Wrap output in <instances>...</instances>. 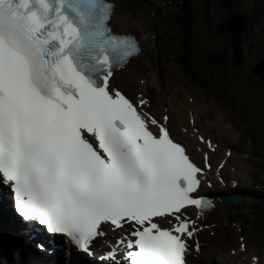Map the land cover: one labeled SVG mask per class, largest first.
<instances>
[{"label":"snow or ice","instance_id":"1","mask_svg":"<svg viewBox=\"0 0 264 264\" xmlns=\"http://www.w3.org/2000/svg\"><path fill=\"white\" fill-rule=\"evenodd\" d=\"M112 7L0 0V182L25 221L88 255L109 224L131 231L102 261L120 264L123 245L126 264H186L185 237L197 229L182 210L206 206L192 195L202 169L166 127L154 134L149 121L158 122L110 87L114 70L139 51L112 34Z\"/></svg>","mask_w":264,"mask_h":264},{"label":"rangeland","instance_id":"2","mask_svg":"<svg viewBox=\"0 0 264 264\" xmlns=\"http://www.w3.org/2000/svg\"><path fill=\"white\" fill-rule=\"evenodd\" d=\"M117 1L118 5H120L123 9H125L126 4H131L133 7H135L136 11H133L134 13H139V15L142 18H147V22H142L141 24H144V26L153 23L154 27L153 30L147 34L145 33L142 35L144 38L146 35H152L153 33H159L160 31H164L165 34L158 38L157 42L164 41L169 50L175 51L176 47H179L178 44H174L173 36L170 34V31L177 34L178 37L181 34L179 30L174 28L173 20L178 19V14L175 13V1L172 0H115ZM218 0H212V8H213V21L207 28H203L204 25H202V20L197 18L195 15H193V23L192 26L194 28V34L197 38L201 37L203 38V41L201 45L195 47L192 46L194 49L202 50L203 55H199L196 58L197 63L203 66L209 67V59L214 61V58L216 55H214V51H212L210 54L208 53V50H215L217 52H221L224 47L227 48V52L230 49L229 43L227 41L226 44H224L221 40H228L229 38L225 36H219L217 37L216 30L219 28L220 22L222 19L227 18V11L220 8L218 5ZM194 9L197 11V5H193ZM252 8H255L257 12L260 15H255V20L251 24V27L248 29L246 36L243 39V43L241 46V52L240 54V62L241 66L239 69L231 68L228 64H226L228 56H224L223 64L220 67V63H217L219 68L217 67L218 71L211 73L214 83H211V87H209V91L206 89V92H208V95H210V98L217 97L219 102L222 104L223 107L229 108L231 112H233L237 117L241 116L245 111H248L250 109L248 108H241V105H253L252 102H254V117L259 118V112L263 110L262 107V97L264 96V78H259L257 75H255L252 71V68H255L256 66L260 65L264 60V0H240L238 1V5L232 10V13H236L239 17L241 15L245 16H251L250 14L253 12ZM231 13V14H232ZM126 17V15H124ZM242 17V16H241ZM192 18V17H190ZM195 20V21H194ZM244 27L245 30L246 26H248L251 21H247L244 19ZM125 24V23H124ZM132 24V23H131ZM134 24V23H133ZM226 24V23H225ZM198 28V30L196 29ZM200 29H202V32L200 33ZM243 30L241 31V33ZM240 33V34H241ZM147 37V39H151V37ZM205 36V37H203ZM167 38V39H166ZM214 38L216 40H214ZM219 38V39H218ZM221 39V40H220ZM179 42H181V39H178ZM146 47L149 46L150 49H154L153 42L146 41ZM193 45V43H189L188 46ZM158 51L161 50L159 47V44H157ZM230 54V51L229 53ZM161 59L164 57V52H160ZM193 54H191L192 56ZM213 55V56H212ZM177 57V56H175ZM175 57H168L167 60L174 59ZM229 60V59H228ZM161 63V61H159ZM209 62V63H208ZM166 66V63H165ZM175 67H177L175 65ZM206 67V69H208ZM216 67V66H215ZM220 69V71H219ZM211 70V69H209ZM209 70H206L208 72ZM192 72V71H190ZM215 72L219 74V78L215 79ZM135 74V72L132 73V75ZM221 75V76H220ZM182 83V82H181ZM164 88L168 86V81L164 80L163 82ZM185 85L184 83H182ZM218 85V86H217ZM182 88V87H181ZM228 88H231L230 91ZM183 89V88H182ZM185 90V89H183ZM228 90V91H227ZM188 92L187 90H185ZM264 98V97H263ZM204 102L206 106L216 112V116L218 118H221L222 120H225L223 113L221 112L220 108L215 106L213 103L207 101L204 99ZM181 103V101H179ZM258 113H256V112ZM243 118H247L242 117ZM242 122L240 123V125ZM237 125V124H236ZM260 125H264V119L260 120ZM231 127V126H227ZM241 128V126H238V128ZM232 129V128H231ZM244 131L251 135L252 131L249 128H243ZM223 140V139H222ZM224 141V140H223ZM225 143V141H224ZM258 145H253L252 148L256 149ZM258 210L254 213V219L259 221L260 214L262 209L257 208ZM257 229L262 230L264 232V224L262 222H257Z\"/></svg>","mask_w":264,"mask_h":264},{"label":"trees","instance_id":"3","mask_svg":"<svg viewBox=\"0 0 264 264\" xmlns=\"http://www.w3.org/2000/svg\"><path fill=\"white\" fill-rule=\"evenodd\" d=\"M175 1V13L178 14V19L173 20V26L177 30L181 32L180 38L183 44L188 45L189 43H193L194 46H199L201 45L203 38L200 37L197 38L196 35L194 34V28L192 26L193 23V15L196 13V17L202 20V25H204L203 28H207L213 21V8H212V0H172ZM219 1V6L221 9L227 11V17L232 13V10L238 5V1L240 0H218ZM197 5V11L194 9L193 5ZM253 12L250 14L251 16H245L241 15L246 19L247 21H251V23L246 26L245 30L240 34V35H235V34H230L227 33L225 29V23L227 18L222 19L219 25V28L216 30L217 32V37L219 36H225L226 38L228 37L229 39L227 40H221L224 44L229 43L230 49L227 52V48L224 47L222 50V53L219 51L217 52V56L214 58V61L212 59L210 61V66H209V74H213L214 70L218 71L217 67L219 66L217 63H220V67L222 66L223 58L224 56H228V59H231V62L235 65H239L241 62L240 60V52H241V46L243 43V39L247 34L248 29L251 27V24L255 20V15H260L255 8H252ZM240 16V17H241ZM192 17V18H190ZM195 21V20H194ZM198 30V28H196ZM202 32V29H200V33ZM205 37V36H203ZM219 39V38H218ZM214 40H216L214 38ZM192 46V45H190ZM192 48L190 47V50ZM230 51V54H228ZM213 56V55H212ZM227 59V61H228ZM226 61V62H227ZM217 62V63H215ZM227 64V63H226ZM215 65L216 67H214ZM219 68V67H218ZM220 71V69H219ZM215 79L219 78V74L215 72ZM221 76V75H220ZM214 78V77H213Z\"/></svg>","mask_w":264,"mask_h":264},{"label":"bare ground","instance_id":"4","mask_svg":"<svg viewBox=\"0 0 264 264\" xmlns=\"http://www.w3.org/2000/svg\"><path fill=\"white\" fill-rule=\"evenodd\" d=\"M116 2V1H115ZM230 16H234L235 18H234V21H233V23H234V25H235V27H240V28H243L244 27V24H245V22H244V17H239L236 13H232V14H230ZM126 22V17L124 16V15H119V13L118 14H116V11L114 12V15H113V18H112V20H111V23H112V25L113 26H119V27H122V25L124 24ZM225 29H226V27H225ZM243 30V29H242ZM227 31V30H226ZM115 32L116 33H118V31L115 29ZM227 33H230V32H228L227 31ZM230 34H233V33H230ZM238 36V35H237ZM134 60V58H132L131 60H130V62L129 63H131L132 61ZM262 67H264V61L260 64V65H258V66H256L255 68H252V71H253V73L255 74V75H257L259 78H264V71L262 70ZM133 73V72H132ZM141 79V78H140ZM151 80V83H152V81H157L156 79H150ZM180 87H182L183 88V86H181V85H179ZM155 91V90H154ZM157 93V92H156ZM156 96H157V94H156ZM158 99H161V97L160 98H158ZM158 99H155V101H157L158 102ZM182 103V102H181ZM213 113H214V115H216V112H214L213 111ZM172 127H173V121H172ZM214 126H216V123H214ZM229 128H232V126L231 127H229ZM233 129V128H232ZM204 132L205 133H207L206 132V130H204ZM198 134H200L199 132H198ZM221 139V138H220ZM221 143H220V146H222L223 144H225L224 143V141L221 139V141H220ZM246 165H248V163H243L242 164V168L244 167V166H246ZM241 168V169H242ZM239 186V185H238ZM189 210V209H188ZM190 211V210H189ZM7 230H9V229H7ZM16 246H19V243L17 242L16 243ZM67 254V253H66ZM3 262V261H2ZM12 263V262H11Z\"/></svg>","mask_w":264,"mask_h":264},{"label":"water","instance_id":"5","mask_svg":"<svg viewBox=\"0 0 264 264\" xmlns=\"http://www.w3.org/2000/svg\"><path fill=\"white\" fill-rule=\"evenodd\" d=\"M234 16H228L227 21H226V30L230 33H233L235 35H240L241 31L243 28L240 27H235L233 21H234ZM262 70L264 71V67H262Z\"/></svg>","mask_w":264,"mask_h":264}]
</instances>
